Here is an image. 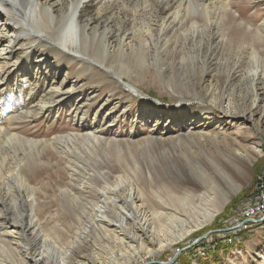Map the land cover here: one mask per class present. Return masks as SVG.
Segmentation results:
<instances>
[{"label":"bare ground","instance_id":"obj_1","mask_svg":"<svg viewBox=\"0 0 264 264\" xmlns=\"http://www.w3.org/2000/svg\"><path fill=\"white\" fill-rule=\"evenodd\" d=\"M235 1L0 0V264H97L96 261L98 264H115L114 261L121 259L123 264H143L146 255L161 252L212 219L217 211L216 201H212L209 210L206 208L207 213H204L203 206H194L199 199L201 202L208 197L209 190L196 195L188 181L163 180L165 168H157L151 163L159 156L171 162L181 158L188 161L189 158L200 165L196 164L203 172L200 177L202 187L206 189L210 186V191L215 180L214 172L227 180H231L235 173L241 178L243 173L227 165H222L220 170L217 161L210 162L199 155L195 147L202 141L213 144L226 141V152L232 156L229 161L236 158L237 149L240 148L242 163H250L249 157L245 156L248 148L244 144L247 145L253 138L243 133L264 124V68L259 64L258 51L253 44L249 46L250 65L244 73L237 71L241 61L239 47L234 52L235 62L231 65L228 63L219 76L210 74L212 57H217L227 43L222 28L227 25L224 22L225 11ZM251 1L247 0L250 5H264V0ZM256 29L257 34L264 31V17ZM172 33L179 36L173 38ZM27 44L26 50L21 52ZM39 46L45 51L58 52L60 58L71 59L87 70L93 67L102 70L110 82L125 90L129 97H138L139 89L125 82L124 77H130L132 71L143 75L154 71L168 91L174 94L178 92L179 103H186V94L209 105L202 110L192 105L182 108L191 116L194 128L202 121L206 123L200 133L187 131L184 136L180 135V132L185 133L184 126L168 116L169 110L146 102V109L138 121L154 123L165 133L161 131L163 135L157 139L147 137L133 144L126 143L124 151L115 155L120 169L113 175L109 171H100L105 185L98 191L99 199L89 203L70 194V190L54 192L58 208L56 217L62 211L82 219L74 220L76 230L68 221L66 228V222L53 223L54 213H51L54 211L45 214V191L49 187L44 182L42 184V177H39L34 165L42 153L55 154L66 165L73 187L84 190L87 186L89 190L84 158L109 156V146L121 143L102 138L98 131L83 135L70 131L60 135L46 134L41 139L33 136L37 135L35 132L30 137L20 135L23 124H35L39 119L48 120L50 115L56 116L62 105L73 108L76 116L79 109V101H75L77 95L72 89L78 86V82L68 89L67 71H63L65 66L61 69L54 63L49 64L43 55L36 56L34 49ZM173 49L179 57L173 72L174 80L166 74L167 67L163 62V58ZM113 58L114 61H111ZM39 93L42 97L35 103ZM23 94L31 99L28 104H35L32 109L27 110L28 104L22 101ZM212 107L218 109L222 119L234 126L237 136L241 134L240 141L236 135L234 139L226 140V137L220 138L218 132L213 135L208 132L212 125L209 122ZM94 115L95 119L98 118ZM172 129H178V135L171 137ZM160 144V152L153 154L152 148ZM134 152L144 154L149 167L137 162L132 155ZM151 153L152 158L148 157ZM34 154L38 156L33 158ZM236 161L228 163L233 165ZM174 174L182 175L178 169ZM106 176L113 178L111 184L106 181ZM32 181H36L38 186L31 185ZM142 185L147 186L149 191ZM47 219L53 225L47 222L42 227L41 220ZM262 222L264 213L259 217V224ZM69 229L77 232L71 239L68 236L66 241L59 232L65 234ZM139 229L143 230V238L135 232ZM149 230V236L156 241L154 249L147 246L148 238L145 235ZM72 231L70 233H74ZM127 231L134 235L138 246L125 248L132 250L140 247L142 255L137 252L134 253L136 258L129 257L130 252L125 250L120 254L121 259H117L115 251L107 254L108 258H101L103 252L99 251L95 252L96 259L91 260L82 254L87 246V234L90 236L92 232L95 240L100 241L97 244L99 250L111 251L114 243L124 245L126 236L123 234ZM81 234L84 238H81ZM103 243L105 245L102 246Z\"/></svg>","mask_w":264,"mask_h":264},{"label":"rangeland","instance_id":"obj_2","mask_svg":"<svg viewBox=\"0 0 264 264\" xmlns=\"http://www.w3.org/2000/svg\"><path fill=\"white\" fill-rule=\"evenodd\" d=\"M235 2L236 3L233 6H231L225 11L226 16L224 18V22L226 21L225 23L227 25H225V27L223 25L222 28L224 29L225 36H227V43L218 53L217 57H212L211 59L212 66L210 65V71H211L210 74H216L217 76H219L220 71L223 70V68H225V66L228 63L231 65L233 62H235L236 58H235L234 52H236L239 47L240 49L238 50V52L240 54L241 61L237 65V71L240 70L239 71L240 73H244L246 69L248 68V66L250 65L249 61H250L251 51H250L249 46H251L252 44H253L252 46L255 47L256 50L258 51L259 58H260L259 64L261 65V67L264 68V31L261 30L258 34L255 32L257 30L256 26L261 23V20L264 17V5H256V4L250 5L249 2H247V0H236ZM251 2H255V0H252ZM227 11L228 12L230 11V13H227ZM229 17H232V19L230 20ZM172 34H173L172 35L173 38L179 36V34L177 35V33L176 34L172 33ZM257 35H259L260 38ZM172 45L174 46L175 44H172ZM28 46L29 44H27L23 48V50H20V51L21 52L25 51L26 50L25 48H27ZM39 47L34 49L35 53L33 51V53L36 56L43 55L44 57H46L49 64L54 63L61 69L63 68V66H65L63 68V71H67L66 77L68 78V81H67L68 83H66V87L68 89L72 86L74 82H78V86L77 87L75 86V88H72V89L75 91L76 93L75 95H77L75 96V101L76 102L79 101L78 102L79 109L77 110V116H76L75 110L73 108L67 107L66 105L65 106L62 105L59 108L60 111L56 114V116L50 115L48 117V120L39 119L38 121L35 122V124H31V125L23 124L21 127L22 131L20 132V135L30 137V135H32L35 132L37 133V135H33V136L35 138L41 139L46 134L48 136H52V135L66 134L70 131L73 134L83 135V134H90V133H94L98 131L101 133L100 136L102 138L107 139L109 141H115V142L121 143V144H118L117 146L115 145L109 146V156L104 155L105 157L103 156V157L98 158V156L94 155L95 157L90 156L88 158V156H86L84 158V165H86V172H87V179H88L87 184H88L89 190L87 186H85L84 190L77 189L76 186L73 187V181L70 178L66 165H64L63 162L58 160L59 158L55 154H51L48 152L42 153L43 154L42 157L39 158L38 163L34 165L35 169L38 171L39 177H42L41 179L42 184L46 183L48 184V187H49V189L45 191V196L47 197L45 198V200L47 199V201L45 202L43 206L45 214H48L49 212L54 211L51 213V214L54 213L52 215L53 216L52 219L54 221L53 223L66 222L64 223V226L66 228L65 224L69 222L72 224V226H74L73 230H76L77 223H75L74 220L77 221V219H79L78 217L76 218L75 216L72 217V215H70L71 216L70 218L68 214L63 213L62 211H61V215L56 217L57 216L56 211L58 212L57 210L58 208L56 207V204H57L56 203L57 201L55 199L56 193L54 192L58 190L59 191L60 190L62 191L70 190L71 192L70 194H73L77 198L83 199L84 201L89 202V203L95 202L96 198L99 199L100 194L98 191L105 185V182L99 175L100 171L102 172L109 171V172H112V175H113V172L115 173L120 169L116 161V157H115L116 153L123 152L124 151L123 148L126 147L125 145L126 143L133 144L136 141L144 140L147 137H152L153 139H157L159 135H163L165 133V131H162L160 129V126L158 129V125L154 123L138 121L140 114L144 111V109H146L145 108L146 102L148 101L153 102L156 106L162 107L163 110H169L168 116L173 117L176 120V122H179V124H182L184 126L183 128L185 130V133L180 132V135L184 134V136L187 133V131L189 132L193 131L194 133H200L201 129L205 127L204 124L206 123L202 121L199 125L196 126V128H194V125L192 124L193 121H191L190 119L191 116L187 115V113L184 112L182 108L188 105H192L194 107L197 106L201 108L200 110H202V109L208 108L209 105L206 102L205 103L201 102L198 98L193 99L194 97L192 96L189 97V95H186V94H184V100H187L186 103L185 104L179 103L178 92L174 94L168 91L165 88V86L162 85L163 84L162 81L157 76H155L156 73L154 71H151L149 74H146V75L137 74L135 73V71H132V73H130V77H124L125 82L139 89L138 90L139 94L137 95L138 97H135L132 95H131L132 97L131 96L129 97L125 90L121 88L119 89V87L115 86L114 83H111L110 78L106 74L101 72L102 70L98 71V69L94 67L92 69L87 70L86 68H83L82 65H78L75 61L71 59L60 58L61 54L58 52H55L53 50L45 51L43 50V47H40V48ZM170 52L168 55H166L163 58V62H164V65H166L164 67H167L166 74L168 75V77L170 78L172 77V79L174 80L175 77H174L173 72H174V68L177 67V61L179 57L176 56L178 54L176 53L177 51L175 49H173ZM111 61H114V58ZM176 90H180V89H176ZM41 97L42 96L39 93V96L35 99V103H37ZM22 101L28 104L30 103L31 99L23 94ZM27 106H28L27 110H29L30 108L32 109V106L34 107L35 104H28ZM36 108H38V106H36ZM172 108H174L175 110L173 111ZM150 109L155 110L153 108H149L148 110ZM72 112H73V117L70 118V115H72ZM212 112L213 113L210 116V121L205 120V121H209L210 124H212L211 127L208 129V132L211 133V135L218 132L217 135L220 138L226 137L225 138L226 140H229V138L230 140L234 139L236 135L234 126L229 124L225 119H222L221 116L218 115L217 108L212 107ZM150 113H152V111H150ZM94 114H96L98 118L95 119ZM164 114L166 115V112ZM78 117H80L82 120ZM122 121L124 122L121 124ZM254 122H256L255 124H257V120L254 119ZM177 130L178 129L171 130V134H172L171 137L178 135L179 132ZM161 131L163 132V134ZM223 133H226V134H223ZM244 134H250L249 137L253 138L251 141L247 143V145L244 144V146L248 148V152H246L245 156H248L249 161H250V163L246 165L245 163L243 164L240 159V156H241L240 148L237 149L238 155L236 156L235 159H233V161L237 160L236 163H234L233 165H230L233 163V161H229L232 156L230 155V153L226 152V145H225L226 141L220 144H213L210 142L202 141V144L200 143L198 147L197 146L195 147V150L199 151V155H202L208 161L210 162H212V160L217 161L218 164L221 166L220 170H222V165H227L228 167L234 170H237V171L242 170L243 175H241L242 176L241 178L238 173H235V175L232 177L231 180H227L226 178L223 179L220 176H218L216 172H214L215 180H214V184L211 186V191H210V186H207L206 189H203L201 178H200L201 173H203L202 169L199 167L200 166L199 164H197L195 161L189 158L187 159L188 161L181 158L177 161L171 162V160L169 161L165 157H163L162 159L159 156V158H157L155 162L151 163L152 166H155L157 168H161V167L165 168V176H163V180L169 181V180L174 179V181H179V182L188 181V183L192 185V189L193 188L195 189L196 195L203 194L204 191L209 190L207 193L208 197H206L205 200L201 202L199 199V201L196 202L194 206L195 208H200L201 206H203L204 213H207L206 208H208L209 210L211 208L212 201L214 202L216 201L217 211L212 217V219H210L209 221L204 223L201 227H199L198 229H195L188 235L180 238V240L173 242L170 245V247L163 249L161 252H156V253H151L149 255H146L147 258L144 257L146 258L145 262L146 261L168 262L170 258H173L174 255L178 253L179 255L177 256L179 258L185 259V260L183 259L184 260L183 263H188V264H264V226L261 228L255 227L248 234H241L242 238L239 240V242L235 244L233 240L236 235L229 234L231 237L227 236L226 241H227V244H229L230 248L226 251L220 250L216 254H210L209 259H208L209 256L208 257L205 256L206 254H204V256H199L198 253H195L193 254V262H196V263H189L187 260V254H186L189 251V249L188 250L186 249L188 246H190L193 243L196 244L200 241H202V243L205 246H208V248H210L212 244L214 243L216 244L219 243L220 246H224L223 244L225 243H223L222 237L223 236L225 237V235H220L222 233H219L217 231L222 229V227L224 226H229V225L233 226L236 221L234 217L237 216L239 211L246 204L255 200L257 197V194H258V189L256 187L257 179L264 170V124L258 125L257 128L255 127L253 129H250L249 131H246L245 133H243V135ZM238 135L239 136L236 135V137H237V140L240 141L241 134H238ZM161 147H162V144H160L157 148H152V153L157 155L160 152L158 148H161ZM192 149H194V147H192ZM258 150L259 152L257 153L256 151ZM152 153L149 154L150 156L148 157L152 158L153 157ZM132 155L137 162H141L144 166L149 167V161L144 154L140 155L134 152L132 153ZM35 156H38V155L34 154L33 158ZM55 162H57L58 164ZM196 164L199 166H197ZM96 166L98 169L96 168ZM90 167H92V169ZM94 168H95V171H94ZM176 169L181 171V174H182L181 177L176 176L174 174ZM207 171L209 174L212 175V172L210 170L207 169ZM40 173L44 177L40 175ZM105 178H106V181L109 182V184L113 182L112 177L106 176ZM35 182L36 181H32L31 185L35 184L34 186L36 185L38 186V183H35ZM142 186L143 188H147V190L149 191L147 186L145 185H142ZM240 194L245 196V199H241L238 203L239 205L237 204L235 208H232V211L230 210V212L224 214V216H219L223 213V211L230 204V202ZM251 194H252L251 198L248 199L249 195ZM227 196H229L228 199H226ZM62 215L63 217H61ZM228 216H230L228 219L229 221L226 219ZM217 217L219 218V220H217L218 219ZM79 220L82 221V219H79ZM49 221L50 219H47L46 221L41 220L42 222L41 226L42 227L46 226L47 222L48 224L52 226L53 223ZM225 221H228V222L224 223ZM262 223L261 225H264V222ZM155 226L157 227L156 224ZM71 231H72L71 229H69V231L67 232L65 231V234L67 236H64L65 235L64 232H59L61 233L59 235L64 240H66L68 236L71 239L73 234L77 232V231H72L74 233H70ZM135 232L137 236L141 238L144 237V235H142V232H143L142 229H139ZM148 232L149 233L145 235V237L148 238L147 239L148 249L150 248L154 249L156 248V245H155L156 241H154V239H152L149 236L151 235L150 230ZM126 233L123 234L126 236L125 241H123L124 243L123 246L121 244L114 243L115 245L112 244L113 248L111 251H109L110 249L105 251L104 249H101V248L99 250V248L97 247V244L100 243V241H98L97 239L95 240V235L91 232L90 236L88 234L86 235L87 236L86 238V241H87L86 249L87 250L83 248L82 254L85 255L86 259H91V260L96 259L95 252L99 253V251L100 253L103 252L100 255L101 258L102 257L108 258L107 254L109 255L113 251H115L116 255L118 256L117 259H121L120 254H123L122 252H125V250L126 251L128 250L130 252L129 257L136 258L137 255L134 253H137V252H140V255H142L141 251H139L140 247L136 249H132V250L131 248L130 249L125 248V246H131V247L138 246V242L134 241V238H133L134 235L128 231ZM205 234L206 236H204L201 240H198L197 242H195L198 238L202 237ZM80 236L81 238H84L83 234H81ZM244 240H247L249 242L243 244ZM104 243L101 245L102 246L105 245ZM240 243L242 244L240 245ZM240 248H242L243 250H241ZM196 249L205 250L201 246H198ZM96 263L98 264L97 261ZM114 263L123 264L124 261L121 259L119 261H114Z\"/></svg>","mask_w":264,"mask_h":264},{"label":"built area","instance_id":"obj_3","mask_svg":"<svg viewBox=\"0 0 264 264\" xmlns=\"http://www.w3.org/2000/svg\"><path fill=\"white\" fill-rule=\"evenodd\" d=\"M256 187L258 189V194L255 200L249 202L246 204L237 214V216L234 217L235 224L229 225V228L226 229H220L217 232L222 233L220 235H224V233L228 232L229 234H235L237 235L238 230H242L244 228H247L249 225H257L259 224V217L262 213H264V170L262 174L258 177ZM232 219V218H231ZM230 219V220H231ZM229 221V220H228ZM228 221H225L224 223H227ZM195 243L188 246L186 249H190L192 246H194ZM185 250V249H184ZM195 253H202L206 254L205 250H194V251H188L187 254V260L189 263H196L193 262V254ZM179 255V254H178ZM177 257L170 258L168 262H153V261H146L143 264H179L177 261Z\"/></svg>","mask_w":264,"mask_h":264},{"label":"trees","instance_id":"obj_4","mask_svg":"<svg viewBox=\"0 0 264 264\" xmlns=\"http://www.w3.org/2000/svg\"><path fill=\"white\" fill-rule=\"evenodd\" d=\"M251 196H252V194L251 195H249V197H248V199H250L251 198ZM241 199H245V196H243L242 194H240V195H238L235 199H233L231 202H230V204L226 207V209L223 211V213L221 214V215H219V216H224V214H226V213H228V212H230V210L232 211V208H235L236 207V205L239 203V201L241 200ZM239 205V204H238ZM241 205V204H240ZM218 216V217H219ZM226 216V215H225ZM217 217V218H218ZM229 217L230 216H228L226 219L228 220L229 219ZM216 218V219H217ZM217 220H219V218L217 219ZM221 221V220H220ZM218 222V221H217ZM230 226H224V227H222V229H226V228H229ZM219 229V228H218ZM224 235H225V237L223 236L222 237V240H223V243H225V244H223L224 246H220L219 245V243L218 244H216V243H214V244H212V246L210 247V248H208V246H205L203 243H202V241H200V242H198V243H196L194 246H192L189 250L190 251H194V250H196V248L198 247V246H201V247H203L204 249H205V253H206V257H208L210 254H216V253H218L220 250H224V251H226V250H228L230 247H229V244H227V236H229V237H231L230 235H229V233L228 232H226V233H224ZM231 245V244H230ZM179 258V257H178ZM178 258H177V261H178V263L179 264H188V263H183V262H179V260H178Z\"/></svg>","mask_w":264,"mask_h":264},{"label":"crops","instance_id":"obj_5","mask_svg":"<svg viewBox=\"0 0 264 264\" xmlns=\"http://www.w3.org/2000/svg\"><path fill=\"white\" fill-rule=\"evenodd\" d=\"M263 224V223H262ZM264 225H261V224H257V225H249L248 227H247V229H245V230H238L237 231V235L235 236V238H234V244L235 243H237V242H239V240L242 238V236H241V234H248L249 232H251L255 227L256 228H261V227H263ZM247 242H249V241H247V240H244L243 241V244H245V243H247ZM242 243H240V245H241ZM241 250H243L242 248H240ZM210 258V256L208 257V259ZM184 258H178V260H179V262H184V260H183Z\"/></svg>","mask_w":264,"mask_h":264},{"label":"water","instance_id":"obj_6","mask_svg":"<svg viewBox=\"0 0 264 264\" xmlns=\"http://www.w3.org/2000/svg\"><path fill=\"white\" fill-rule=\"evenodd\" d=\"M204 236H206V234H205V235H203L202 237L198 238V239H197L195 242H197L198 240H201V239H202ZM177 255H178V253H177V254H175V255H174V257H175V256H177Z\"/></svg>","mask_w":264,"mask_h":264}]
</instances>
